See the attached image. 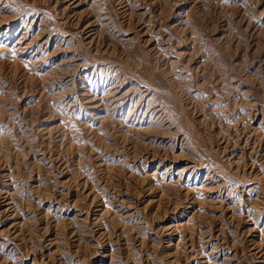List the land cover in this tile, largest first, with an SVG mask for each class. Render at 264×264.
Returning a JSON list of instances; mask_svg holds the SVG:
<instances>
[{
    "label": "rangeland",
    "instance_id": "obj_1",
    "mask_svg": "<svg viewBox=\"0 0 264 264\" xmlns=\"http://www.w3.org/2000/svg\"><path fill=\"white\" fill-rule=\"evenodd\" d=\"M0 264H264V0H0Z\"/></svg>",
    "mask_w": 264,
    "mask_h": 264
},
{
    "label": "bare ground",
    "instance_id": "obj_2",
    "mask_svg": "<svg viewBox=\"0 0 264 264\" xmlns=\"http://www.w3.org/2000/svg\"><path fill=\"white\" fill-rule=\"evenodd\" d=\"M159 109V108H158ZM163 109V108H162Z\"/></svg>",
    "mask_w": 264,
    "mask_h": 264
}]
</instances>
